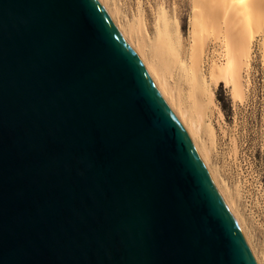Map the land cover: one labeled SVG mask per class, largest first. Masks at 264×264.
Listing matches in <instances>:
<instances>
[{
    "label": "water",
    "instance_id": "obj_1",
    "mask_svg": "<svg viewBox=\"0 0 264 264\" xmlns=\"http://www.w3.org/2000/svg\"><path fill=\"white\" fill-rule=\"evenodd\" d=\"M0 264H258L99 0H0Z\"/></svg>",
    "mask_w": 264,
    "mask_h": 264
},
{
    "label": "rangeland",
    "instance_id": "obj_2",
    "mask_svg": "<svg viewBox=\"0 0 264 264\" xmlns=\"http://www.w3.org/2000/svg\"><path fill=\"white\" fill-rule=\"evenodd\" d=\"M105 1L114 12L120 31L127 37L125 39L134 45L141 30L148 40L153 41L162 16L167 15L179 27L182 52L186 57L191 46L190 22L194 15L203 16L205 13L203 4L196 5L195 0ZM229 13L233 20L228 32L226 17H221L216 23L203 27L200 34L208 37L203 70L208 89L213 92V102L206 118V125L214 135L209 165L225 194L233 200L241 224L261 259L264 257V10L247 15L243 7L231 5ZM199 23L204 26L202 21ZM240 30L252 34L253 40L248 66L242 72L244 98L235 100L231 84L221 82L215 85L211 82L210 70L216 63H225L226 37ZM174 76L176 78L173 77L170 83H178L189 102V87L183 72L178 71ZM198 140L203 144L205 138Z\"/></svg>",
    "mask_w": 264,
    "mask_h": 264
},
{
    "label": "bare ground",
    "instance_id": "obj_3",
    "mask_svg": "<svg viewBox=\"0 0 264 264\" xmlns=\"http://www.w3.org/2000/svg\"><path fill=\"white\" fill-rule=\"evenodd\" d=\"M99 2L119 34L140 57L169 107L186 129L245 235L255 260L258 264H264V257H262L263 260L258 257L241 224L233 200L225 194L215 171L209 165V157L214 145V135L206 125V118L213 102V92L211 93L208 89L207 77L203 70V54L207 50L208 37L205 34L200 35L203 32V27L216 23L221 17L223 19L226 17L225 22L227 23L225 25L228 32L229 23L233 20L231 13H229V6H241L247 12V15H252L253 12L256 13L259 9L264 10V0H195L196 5L203 4L205 13L203 16L194 15L195 17L190 22L191 46L187 57L184 55L185 52H182L179 27L167 15L162 16V21L157 26L153 41L148 40L141 30L138 33V42L134 45L125 39L127 37L124 32L120 31L121 28L116 22L114 12L109 8L107 2L105 0H99ZM199 21H202L204 26H201ZM252 40L253 35H250L247 31L240 30L235 35L229 34L225 41L227 51L225 63L220 65L216 63L210 70V79L215 85L221 82L231 84L235 100L244 98L242 72H244L250 60ZM178 71L183 72L184 80L188 84L189 88L186 89L188 91L187 96L190 99L189 102L184 98L180 85L170 83L173 77L176 78L177 75H174ZM200 137L205 138L203 144L198 142Z\"/></svg>",
    "mask_w": 264,
    "mask_h": 264
}]
</instances>
